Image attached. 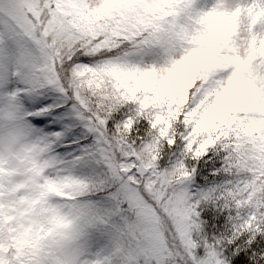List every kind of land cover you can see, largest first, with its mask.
I'll use <instances>...</instances> for the list:
<instances>
[{
	"label": "snow or ice",
	"instance_id": "snow-or-ice-1",
	"mask_svg": "<svg viewBox=\"0 0 264 264\" xmlns=\"http://www.w3.org/2000/svg\"><path fill=\"white\" fill-rule=\"evenodd\" d=\"M0 264H264V0H0Z\"/></svg>",
	"mask_w": 264,
	"mask_h": 264
}]
</instances>
